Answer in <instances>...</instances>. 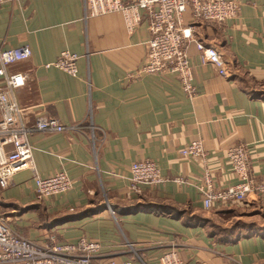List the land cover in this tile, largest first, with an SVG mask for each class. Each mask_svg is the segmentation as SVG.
Here are the masks:
<instances>
[{
  "label": "crops",
  "instance_id": "0c3cea01",
  "mask_svg": "<svg viewBox=\"0 0 264 264\" xmlns=\"http://www.w3.org/2000/svg\"><path fill=\"white\" fill-rule=\"evenodd\" d=\"M237 1L238 15L222 23L192 21L188 11L183 16L194 38L229 64L220 75L187 43L191 98L170 71L128 75L147 51L145 18L129 33L114 13L84 20L82 0H0V46L31 50L9 68L25 75L14 97L29 108L28 122L44 114L82 126L30 136L36 173L62 170L72 184L39 198L32 170L13 174L0 187V215L14 231L38 242L96 239L97 262L158 264L173 246L184 264H264V196L205 209L198 188L203 163L181 153L200 139L215 184L223 187L234 182L226 150L244 142L251 174L264 180V0ZM64 50L79 55L75 76L44 66ZM145 158L186 183L133 186L130 164ZM232 211L242 223L215 229L216 218Z\"/></svg>",
  "mask_w": 264,
  "mask_h": 264
},
{
  "label": "built area",
  "instance_id": "2783aa9c",
  "mask_svg": "<svg viewBox=\"0 0 264 264\" xmlns=\"http://www.w3.org/2000/svg\"><path fill=\"white\" fill-rule=\"evenodd\" d=\"M83 19L114 13L123 20L127 32H132L145 18L148 22L149 39L142 64L129 76L146 73L172 72L181 84L182 90L193 98L196 87L193 84L190 58L186 45L194 42L202 62L214 65L220 75L226 76L228 61L211 45H205L193 36L191 24H184L183 16L188 11L192 21L203 20L222 23L235 18L239 12L237 0H82ZM30 48L23 44L2 48L0 46V187L8 185L13 174L21 170H32L35 192L39 198L63 193L70 189L71 179L64 171L41 177L34 167L30 136L35 132H60L81 129L80 125H64L56 118L37 114L28 122L29 108L21 106L14 97V91L25 84L21 71H12L10 66L27 60ZM75 52L64 50L46 68L55 66L70 75L77 74ZM93 131L94 126H88ZM91 139L93 135L91 133ZM183 156L201 159L199 191L205 209L214 205L242 202L249 196H264V180L257 181L251 174L249 146L247 143L233 144L226 150L234 182L217 186L212 170L207 164V152L200 139L192 140L182 149ZM129 180L133 186H157L168 180L178 184L186 183L180 176H164L155 160L145 158L130 164ZM113 214V211L110 209ZM101 243L86 236L74 241L58 242L53 237L49 242H38L25 238L14 231L6 217L0 215V264H131V261L117 263L113 260L97 262ZM158 264H184L176 247L166 248L158 257Z\"/></svg>",
  "mask_w": 264,
  "mask_h": 264
},
{
  "label": "rangeland",
  "instance_id": "374dc122",
  "mask_svg": "<svg viewBox=\"0 0 264 264\" xmlns=\"http://www.w3.org/2000/svg\"><path fill=\"white\" fill-rule=\"evenodd\" d=\"M234 213L235 212L232 211L230 213H224L220 215L218 218H216L218 224L225 227L230 226L231 228H234L241 224L242 222L240 220H237L235 217H233Z\"/></svg>",
  "mask_w": 264,
  "mask_h": 264
},
{
  "label": "trees",
  "instance_id": "16d2710c",
  "mask_svg": "<svg viewBox=\"0 0 264 264\" xmlns=\"http://www.w3.org/2000/svg\"><path fill=\"white\" fill-rule=\"evenodd\" d=\"M214 228H216L219 231H225L231 228L230 226H221L220 224H214ZM235 228V227H234Z\"/></svg>",
  "mask_w": 264,
  "mask_h": 264
}]
</instances>
